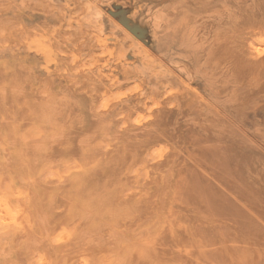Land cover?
Returning <instances> with one entry per match:
<instances>
[{"label": "rangeland", "instance_id": "rangeland-1", "mask_svg": "<svg viewBox=\"0 0 264 264\" xmlns=\"http://www.w3.org/2000/svg\"><path fill=\"white\" fill-rule=\"evenodd\" d=\"M263 38L264 0H0V264H264Z\"/></svg>", "mask_w": 264, "mask_h": 264}, {"label": "bare ground", "instance_id": "bare-ground-1", "mask_svg": "<svg viewBox=\"0 0 264 264\" xmlns=\"http://www.w3.org/2000/svg\"><path fill=\"white\" fill-rule=\"evenodd\" d=\"M109 13H112V12H109ZM120 13H121V12H119V14H120ZM122 14H124V13H122ZM150 14H151V13H150ZM158 14H159V13H158ZM111 15H114V17H115V14H113V13H112ZM116 15H117V14H116ZM122 16H123V15H122ZM98 17H99V16H98ZM100 17H101V16H100ZM111 20H112V19H111ZM122 20H123V19H122ZM122 20H121V21H122ZM96 22H97V21H96ZM127 22H128V21H127ZM122 25H124V23H123ZM124 27H126V26L124 25ZM128 27H129V26H128ZM128 27H126V28H128ZM135 29H137V28L135 27ZM135 29H134V30H135ZM118 30H119V29H118ZM123 30H124V29H123ZM129 30L131 31L132 29L129 28ZM129 30H128V31H129ZM137 30H139V32L142 31V30H140V29H137ZM124 31H125V30H124ZM134 32H135V31H134ZM142 32H143V34H144L145 31H142ZM119 33H120V31H119ZM135 33H136V32H135ZM146 33H147V32H146ZM143 34H142V36H143ZM246 34H247V33H246ZM142 36H141V37H142ZM247 36H248V34H247ZM247 36H245V37H247ZM142 38H143V37H142ZM255 38H256V35H255ZM258 38H259V37H258ZM138 39H139V38H138ZM133 40H134V39H133ZM258 40H259V42H260V41L262 42L261 39H258ZM263 40H264V38H263ZM134 41H135V40H134ZM38 42H39V41H38ZM38 42H37V43H38ZM135 42L137 43L138 41L136 40ZM250 42H252V41H250ZM103 43L105 44V42H103ZM103 43H102V44H103ZM255 43H256V42H255ZM138 44H139V43H138ZM258 44H259V43H258ZM261 45L263 46V44L260 43V45H259V46H260V49H261ZM40 46H41V45H40ZM253 46H255V44H253L252 47H253ZM257 46H258V45H256V47H257ZM259 46H258V47H259ZM41 47H42V46H41ZM249 47H251V45H250ZM38 48H40V47H38ZM42 48H43V47H42ZM42 48H40V50H42ZM45 48H46V47H45ZM45 48H44V49H45ZM253 48H255V47H253ZM46 49H47V48H46ZM257 49H258V48H256L255 50L257 51ZM250 50L252 51V48H250ZM258 50H259V49H258ZM129 51H130V50H129ZM253 51H254V50H253ZM253 51H252V52H253ZM261 51H262V49H261L260 51H257V52H256V53H258L257 55H259V52H261ZM263 51H264V50H263ZM109 52H110V51H109ZM109 52H108V53H109ZM111 52L113 53V51H111ZM252 52H251V53H252ZM254 52H255V51H254ZM254 52H253L252 54H254ZM102 53H103V52H102ZM102 53H101V54H102ZM140 53H141V52H140ZM247 53H248V52H247ZM102 55L105 56V55H107V54H105V55L102 54ZM102 55H101V56H102ZM111 55H112V54H111ZM111 55H110V56H111ZM255 55H256V54H255ZM255 55H254V56H255ZM110 56H109V57H110ZM252 56H253V55H252ZM74 58H75V56H74ZM76 58H77V57H76ZM131 58H132V57H131ZM142 58H143V57H142ZM249 58H250V57H249ZM53 62H54V60H53ZM70 62H71V61H70ZM120 62H121V61H120ZM106 63H107V62H106ZM106 63H105V64H106ZM107 64H108V63H107ZM107 64H106V65H107ZM90 66H91V65H90ZM92 66H93V65H92ZM104 66H105V65H104ZM85 68H86V67H85ZM83 70H84V69H83ZM76 71H77V70H76ZM109 79H110V78H109ZM114 81H115V80H114ZM135 85H136V84H135ZM134 87H136V86H134ZM138 87H139V86H138ZM136 89H137V88H136ZM139 90H140V87H139ZM131 91H133V90H131ZM131 91H130V92H131ZM136 91H138V90H136ZM170 91L173 93L172 90H169V93H170ZM134 92H135V91H134ZM127 93H128V90H127ZM104 94H105V93H104ZM121 95H122V94H121ZM124 95H126V94H124ZM240 96H241V95H240ZM114 97H115V96H114ZM123 97H124V96H123ZM108 98H109V97H108ZM115 98H117V97H115ZM119 99H120V95H119V97H118V100H119ZM108 101H110V100H108V99H107V101L104 100V103L102 102L101 104H105V103L107 102V103L105 104V105H107V104H108ZM156 103H157V102H156ZM105 105H103V107H105ZM156 106H157V104H156ZM101 107H102V106H101ZM101 107H100V109H101ZM103 107H102V109H104ZM153 107H155V106H153ZM153 107H152V108H153ZM157 107H158V106H157ZM105 108H106V107H105ZM106 109H107V108H106ZM151 110H152V109H151ZM149 111H150V110H149ZM139 116H140V115H139ZM147 117L149 118V116H147ZM147 117H146V118H147ZM137 118L139 119L138 116H137ZM137 118H136V120H137ZM149 119H150V118H149ZM139 120H141V118H140ZM147 120H148V119H147ZM133 122H134V121H133ZM134 123L137 124L138 121H137V122H134ZM3 124H4V123H3ZM120 131H121V130H120ZM0 134H1V133H0ZM76 142H77V141H76ZM160 150H162L161 147H160ZM156 151L158 152V150H156ZM156 151H155V153H156ZM162 151H163V150H162ZM162 151H161V152H162ZM166 151H167V150H166ZM163 152H164V151H163ZM163 152H162V153H163ZM159 153H160V152H158V154H159ZM155 155H156V154H154L153 157H155ZM156 156H158V155H156ZM158 157H161V155H159ZM153 159H154V158H153ZM157 159H158V158H157ZM157 159H156V160H157ZM159 159H160V158H159ZM79 170H80V167H79ZM53 177H54V176H53ZM57 177H59V176H57ZM16 194H17V193H16ZM18 194H19V195H17L16 197L20 196V192H18ZM14 196H15V195H14ZM3 200L6 201V200H8V199L6 198V200H5V198H4V199L2 198V201H3ZM2 201L0 200V224H4V225H6V226H16V225H18V223H17V222H18V216L20 215V214H19V211L16 209V207H14V206H13L12 204H10L9 202H4V201L2 202ZM14 212H15V213H14ZM38 214H39V213H38ZM19 221H20V220H19ZM25 229H26V228H25ZM60 235H61V234H60ZM65 236H67L66 233H64V234L61 235V237H62L63 239H61V237H59V236H58V237L60 238V240H64ZM56 238H57V237H56ZM126 238H127V237H126ZM53 240H54V239H53ZM57 240H58V238H57ZM57 240H55V242H57ZM58 241H59V240H58ZM53 242H54V241H53ZM39 257H40V256H39ZM40 259H41V258H40ZM40 259L38 258V261H39ZM45 260H46V259H45ZM45 260L42 258V260H40V261H41V262H42V261L46 262ZM41 262H40V264H43V263H44V262H42V263H41ZM83 264H84V263H83Z\"/></svg>", "mask_w": 264, "mask_h": 264}]
</instances>
